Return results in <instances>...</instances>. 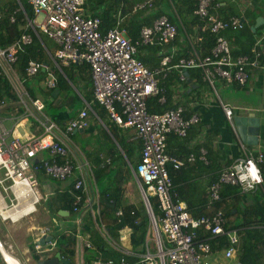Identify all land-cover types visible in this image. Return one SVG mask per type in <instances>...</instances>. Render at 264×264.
<instances>
[{
  "label": "built area",
  "instance_id": "1",
  "mask_svg": "<svg viewBox=\"0 0 264 264\" xmlns=\"http://www.w3.org/2000/svg\"><path fill=\"white\" fill-rule=\"evenodd\" d=\"M158 0H138L133 7V13H149L156 8ZM31 6L33 20L26 19L21 29L23 33L7 47H0V76L5 77L25 112L18 117L17 122L28 117L34 118L42 132L38 135L29 134L26 137L15 134L12 130L9 140L8 131L0 119V169L4 176L0 179V220L15 223L29 217L38 211V207L46 202L49 195L39 188L38 175L52 181L73 182V191L82 193L74 195L72 207L77 210L73 235L76 240L75 264H84L85 249H94L89 234L85 230L83 212L89 213L92 228L104 243V248L112 249L120 254L117 261L105 259L101 250L92 264H212L208 256L211 247L209 238L226 236L231 247L225 250V257L234 254L233 245L238 243L236 230L226 231V218L222 211H217L210 217H193L187 208L175 200L172 193L173 183L169 176L167 165L173 170L185 169L195 161L194 155L179 160L166 153V142L169 135L179 138L186 137L189 128L199 122L195 114L185 117V109L178 105L163 113H150L146 102L150 97L161 95L164 102L165 90L160 88V79L167 77L172 69L180 73V80L186 77L184 71L197 68L201 71L203 81L211 88L219 99L215 88L217 79L227 84L245 85L251 69L260 67L262 53L253 47L249 54L234 56L229 41L223 35L225 31H236L242 28L243 19L230 18L224 20L214 12L217 8L215 0H195L194 15L203 23V29H208L215 36L213 48L208 54L201 55L193 51L189 58L181 57L173 63L174 54L165 49L176 38L177 27L166 15L153 19L151 25L143 26L136 40L128 37L123 27V17L120 12L115 15L113 26L102 32L101 20L85 14L84 6L87 0H26ZM19 3V2H18ZM20 4V3H19ZM23 11L15 8L10 13L0 12V22L7 19L10 24L16 23V14ZM42 14L41 22L36 17ZM31 31L39 36L43 50L53 63L51 67L43 61H30L25 68L24 76L18 74L15 65L18 53L23 46L33 41ZM42 35L52 43L48 48L43 43ZM159 46L162 48L159 63L150 68L138 59L140 47ZM52 50V51H50ZM51 63V62H50ZM87 64L93 87L94 100L108 114L109 120L119 128L132 130L135 140L140 143V160L132 175L136 179L142 204L146 200L151 209L149 220L153 232L152 241L155 251H150L149 241L145 242V252L134 254L125 244H130L131 229L124 227L115 241L99 218V192L95 185H89L93 178L92 168L88 159L79 149L71 150L69 135L78 130L88 128L87 116L93 111L84 102L76 117L68 120L63 128L47 117L43 111L45 103L40 99H30L25 84L36 77L40 70L46 71L47 78L43 83L47 90L56 87L55 70L71 65ZM33 108L30 111L28 106ZM5 106L0 101V109ZM227 121L232 123V109L220 102ZM46 154L43 157L42 154ZM203 159L204 152L201 151ZM40 156V157H38ZM264 162L262 153L254 154L244 151V155L234 161L227 169L221 171L216 180L209 186L212 202L220 200V191L224 186L240 188L242 193H249L262 187L263 177L260 164ZM24 184L16 187V184ZM15 188V189H14ZM14 189V190H13ZM18 194L29 195L33 210L19 217L14 213L23 208L18 202ZM157 200V213L153 212L151 199ZM122 217L118 209L115 213ZM40 235L34 240V251L40 257L51 253L60 241L53 238L46 241L51 231L40 228ZM203 230L209 236L200 238ZM209 237V238H208ZM43 240V243L41 241ZM11 259L8 260L5 254ZM0 253L5 264H21L15 256L13 246L0 240ZM134 256L136 261L128 257Z\"/></svg>",
  "mask_w": 264,
  "mask_h": 264
},
{
  "label": "trees",
  "instance_id": "2",
  "mask_svg": "<svg viewBox=\"0 0 264 264\" xmlns=\"http://www.w3.org/2000/svg\"><path fill=\"white\" fill-rule=\"evenodd\" d=\"M112 3L111 5L103 9L102 12L99 14H92L90 12L89 7L93 8L94 11L101 6L102 0H87L84 11L86 15L92 17H98L101 20L100 30L105 32L109 28L113 26L115 21V15L120 12L121 15H125L126 13H133V7L137 3L136 0L132 2H128L129 0H110ZM168 2L170 5V9L168 12L164 9V3ZM222 0H215L218 4L215 10V14L224 20H228L230 18H238L243 19L245 21L246 17H249L250 20L255 21L258 16H264V0H241L244 4L241 6V11H238L236 0H223L225 1V5L221 6L220 2ZM20 3L14 2V6L17 9H20V5L23 8V11H19L16 14V23L10 24L7 19H2L0 22V47H7L10 45L14 39L18 38L22 33L23 26L26 22V19L32 21L33 20V12L31 6L26 2V0H18ZM136 2V3H135ZM11 4L12 2L9 1ZM4 3L0 2V8ZM159 7L156 9L154 18H157L161 15H166L170 22L177 27V35L180 31H182L186 38H187V45L186 48H179L178 47V56L174 57L173 63L177 62V60L181 57L189 58L192 55V52H198L201 55L208 54L210 50L213 48L215 42V36L209 32L208 29H203V23L199 20V18L194 15L195 10V0H158L157 4ZM13 8L12 6H10ZM9 7V8H10ZM163 8V9H161ZM154 9V10H155ZM153 10V11H154ZM4 11V10H3ZM13 11V10H12ZM2 12V10H0ZM11 11L4 12L5 14L10 13ZM3 13V12H2ZM137 13H144L145 12H137ZM150 13V12H149ZM242 13L243 15H240ZM136 14V13H134ZM143 14V15H144ZM140 24L143 21H138ZM145 25H131L130 27V34L132 35V40H136L138 37L139 30L143 26L151 25L150 22H146ZM152 23V22H151ZM245 26L243 22L242 27ZM263 26H260V29ZM33 36V41L30 45L23 46L22 50L18 53V60L15 65V68L21 76L25 74V68L27 67L30 61H43L48 63L51 66L50 58L46 54V52L41 47V42L39 36H36L28 27L27 29ZM249 30V29H248ZM127 31V30H126ZM250 32V31H249ZM251 33V32H250ZM176 35V38H177ZM175 38V39H176ZM192 38L195 39L192 41ZM44 43V42H43ZM176 40H174L167 48H171V45L175 44ZM150 50V54L147 56H143L142 52L145 50ZM162 48L159 46H147V47H140L138 53V59L141 60L147 67H154L156 66V59L155 56L160 55ZM236 53L241 55V51H236ZM244 53V52H243ZM246 53V52H245ZM250 53V52H249ZM248 53V54H249ZM235 56V55H234ZM60 70H55L56 74V87L51 90H47L45 87L42 89L40 86L41 82H45L47 78L46 71L40 70L39 74L30 79L25 84V89L30 99L40 98L39 94L43 97L42 100L45 103L44 110L47 107H52L57 109L55 115H52V119L61 124L64 120H70L76 117L77 113L80 109L76 112L67 113L68 109H72L74 103L81 99L83 102H86L90 105L91 110L93 111L95 117L98 120L103 121L106 120L107 124L105 123L106 132L103 131V134L107 138H111L115 145L113 149L109 150L108 152L98 151L97 153H93L92 151H85L84 156L88 158L90 161V165L92 168V174L94 178V182L96 187L99 191V218L101 223L105 226V228L110 233L111 237L117 241L119 238V231L122 230L124 227H129L131 229V234L129 237L131 251L134 254H142L145 252V242L146 240H151L153 237L152 229L149 225V218L145 211V208L142 202H139L137 206L132 205H125L124 200V193H125V186L128 180V177L132 178L131 173L127 169V163L132 165L133 168L139 163L140 156V143L135 140V135L129 133V129H121L116 124H113L108 117L107 111L99 105L93 97V87H92V80L90 75V69L87 64L82 65H71L69 67H61ZM188 72V77H186L183 81L180 80V73L175 70L168 73L167 77L164 79H160V88L165 90L164 94V102L160 101L161 95L150 97L146 102L147 111L150 113H163L167 110L172 108L171 97L174 91V88L177 84H181L185 91L189 87L190 83L188 80L195 79L196 83H204L201 71L197 68H189L186 70ZM82 81L87 91L83 90L82 88L77 87V82ZM75 87V89H74ZM74 89V91H73ZM57 90L60 94L64 95V99L61 100L60 103L54 105L53 102L57 99L58 96L54 95V91ZM0 101L9 102L7 105V110L9 112L17 114L16 116L23 115L25 110L21 106L19 99L15 95L12 90V87L9 81L0 76ZM53 101V102H52ZM83 104V103H82ZM65 106L66 110H62ZM178 106V105H176ZM84 107V104L81 108ZM170 107V108H169ZM176 107H173L174 109ZM66 111V112H65ZM93 113L89 112L87 116L88 125L89 119H95ZM185 116V115H184ZM186 117V116H185ZM187 118V117H186ZM56 123V124H57ZM57 124V125H58ZM26 132L32 133L37 128V134H40L42 130L39 128L37 121L32 118L28 117L26 120ZM59 126V125H58ZM60 127V126H59ZM89 127V126H88ZM63 128V127H60ZM85 131V130H83ZM72 137V134L69 135ZM176 137V136H175ZM168 139V138H167ZM91 148V147H90ZM94 148V145H93ZM95 152V150H94ZM102 153V154H101ZM166 153H167V142H166ZM100 155L104 154V157L101 159ZM167 155H169L167 153ZM172 158H177L174 156L169 155ZM197 156V155H196ZM46 154L44 153V156ZM189 155L185 156L186 159ZM104 159V160H103ZM109 160V162L106 161ZM179 160H183L182 158H178ZM133 162L135 163L133 165ZM169 176L173 183V177L171 171L179 172L184 170L183 168L180 170H173L170 165H167ZM186 169V168H185ZM260 170L263 177V184L262 187L264 188V162L260 164ZM40 174L38 175V179ZM70 184L67 188L62 189L60 187L61 183L59 181H55L56 189L49 195L46 202L49 205L48 210H46L42 205L41 208L44 210L46 216H49L48 221L45 222V225H42L41 228L45 227L49 229L52 233L53 238L60 239L58 246L59 251L62 254L69 264H75V246L76 240L73 235L74 230L71 233L62 234V227L58 223L57 218L61 216V212H66L68 214V218L71 220V226L73 227L72 221L75 220L78 212H82L81 207H77V210H74L72 207V203L74 201V195L80 194L83 198L82 193H76L73 191V182L69 181ZM258 189V188H257ZM256 190L243 193V194H253ZM222 190V189H221ZM172 193H175L172 188ZM221 193V191H220ZM242 193L240 188L226 186L224 188V193H222L221 197L227 196L232 194L236 197V202H233L232 207L235 208V204L239 205L240 203V196ZM220 197V199H221ZM235 199V198H234ZM177 201V199H175ZM220 201V200H219ZM253 203L247 206L246 209L243 210V223L238 228H244L241 240H238V243L233 245L232 247L238 249L240 252L239 264H262V260L264 262V189L261 193H257L252 198ZM151 207L153 212L157 213V200L152 198ZM217 203V202H216ZM242 205V203H240ZM250 207V208H249ZM225 208V202H219L216 208L209 210H205L201 212L199 216L193 217H210L215 214L217 211H222ZM121 209L123 212L122 217H117L115 215L116 211ZM227 216V213L222 211ZM213 213V214H212ZM229 213H232L230 211ZM249 213L254 215V217L250 216ZM238 215L237 213H232ZM57 217V218H56ZM84 217V224L85 230L89 234V238L91 243L94 246V249H85L83 254L84 264H92V261L97 258V251L101 250L100 252L103 253V257L105 259H113L114 261L117 260L118 254L112 250L104 248V243L100 239L99 235L96 231L92 228V220L90 218L89 213L83 212ZM61 219H63L61 217ZM227 220V218H226ZM55 223V224H52ZM224 226L226 231L229 230H237V228ZM62 225V224H61ZM74 229V228H73ZM240 230L237 232L239 233ZM207 236L209 234L207 233ZM226 237V236H225ZM218 236L214 239H210L207 242L209 243L211 250L219 251L220 249L225 247V250L230 246L227 237ZM152 241V240H151ZM217 241L218 245H215L214 242ZM153 242V241H152ZM150 243V242H149ZM150 251H155V245H149ZM242 247V249L240 248ZM28 249L30 251V255L34 261L39 259V256L34 251V244L29 243ZM130 261H136L137 258L134 256L128 257ZM1 261V260H0Z\"/></svg>",
  "mask_w": 264,
  "mask_h": 264
},
{
  "label": "crops",
  "instance_id": "3",
  "mask_svg": "<svg viewBox=\"0 0 264 264\" xmlns=\"http://www.w3.org/2000/svg\"><path fill=\"white\" fill-rule=\"evenodd\" d=\"M132 1L133 0H129L128 2L130 3ZM137 1L138 0H136V2ZM235 2L237 3L236 5L238 6V11H241V6L244 4V2H241V0H236ZM111 3L112 2L110 0H102V3H100L101 6H99L98 9L94 11L93 8L89 7V12L87 7V12L90 14H92V12H94L95 14H99L100 12H102L103 9L108 8ZM220 5L224 6L225 1L222 0L220 2ZM158 7L159 6L157 5L156 9ZM156 9L147 14L143 13L144 15L142 13H126L122 16V25L127 30V34L130 39H132V35L130 34L131 25H134L135 23H137V25H145L147 24L146 22H150L151 24ZM240 15L243 14L240 13ZM258 17H262L264 19L263 15ZM138 21L143 22H141L140 24ZM255 21H252L249 17H246L245 21L243 20V22L245 23L244 27L236 31L228 30L223 33V35L229 41L233 55H240L236 53V51H241V55L248 54L253 47H256L262 53L260 59V67L257 69L250 70L249 77L245 85L240 86L237 84H227L221 79H217L215 82V88L216 84H218L222 89L230 88L232 90V92L227 91L225 93V96L221 98L220 94H218V91L216 89L217 95L219 97L218 99L211 90V88L205 82L196 83L195 79H189L188 83H190V85L187 88V91L184 90L181 84H177L172 93V108L176 107V105H180L185 109L184 115L186 117H189L193 114L199 117V122L189 128L186 137L179 138L175 137L174 135H169L167 139V153L169 155L177 157L176 159H183L187 155H194L195 157V161L192 162L189 166H187L186 169L181 170L177 173L171 171L173 177V190L175 193V199H177L179 203H182L192 216H199V214H201V212H204L205 210L210 211L211 209L216 208L217 204L220 201L225 202V208L224 210H222L225 213H229L230 211H232V213H242L243 210L247 208V206L253 203L252 198L256 195V192L261 193L264 189L263 187H259L257 191L253 194L240 193V203H242V205L240 203L239 205L236 203L235 208L232 207L233 202H236L235 196L230 194L221 197L222 193H224V188L226 186L222 188L220 193L221 199L220 201H217V203L212 202L209 195L210 184L216 180L218 174L221 171L227 169L234 161L242 157L244 155V151H250L254 154L262 153L264 155V25H262L263 28L261 29L260 27L255 29ZM46 46L48 48H51V46ZM178 50V48H175L173 45H171L170 51L173 52L174 57L178 56ZM159 57L160 56L156 54V65L159 63ZM50 62L51 67H53L52 61ZM175 70L176 69H172L171 71ZM77 87L82 88L83 90H85V92L87 91L82 81L77 82ZM55 96L58 97L54 102L52 101L54 105H57L61 102L62 99H64V95H62V93L60 94L59 92H57ZM220 102L224 105L231 107L232 123L227 121V119L225 118L222 108L220 106ZM14 118H16V116H12V119ZM234 118L256 119L258 121L257 144L249 145L242 143L240 137L236 132V124L234 123ZM0 119L4 121V118L1 115ZM67 121L68 120L66 119L61 124H58L57 122L56 123L58 125H62L61 127H64ZM14 123L15 124H13L10 128L7 129L8 137L6 138V140H9L12 130L15 132V134L20 135L22 137L28 136L27 134L22 135V133L19 132V130L22 129L21 126L26 125V119L20 120L19 122H17L16 119ZM24 132L26 133V130H24ZM129 133L132 134L134 132L132 130H129ZM201 151L204 152L203 159L200 158V156L202 155ZM42 155L44 156V154ZM99 157L102 159L104 157V154H99ZM106 161L109 162V160L107 159ZM131 166L132 165L127 163V169L132 175L133 173L130 168ZM132 180L135 181V177L133 175ZM129 182L130 179L128 178L127 183ZM89 183L91 187H93L92 185L96 186L94 178L89 181ZM69 184L70 182L61 183L60 187L64 189L67 188ZM41 186L42 192H45L48 195H51L52 192L56 189V185L53 188V186L47 181L43 182ZM32 208L33 205L30 209ZM41 209V206H39L38 211ZM38 211L36 213H38ZM67 216L68 214L66 212L61 213L60 217H56L58 223L64 226H66L67 224H71V220ZM250 216L254 217V215L249 213V217ZM61 217L63 219H61ZM26 218H24L23 220H25ZM18 222H15V224ZM72 223V228L62 227V234H67L72 231L73 228H75V222L72 221ZM40 228L41 226L37 225L35 227L34 225L29 229V236L31 238L30 243L34 242V240H36V238L40 235ZM238 230H240V233L237 232L238 240H241L244 236V228H237L236 231ZM199 236L200 238H203L207 236V234L203 230H200ZM210 239L211 238H209L208 240ZM4 244L6 245L7 243L4 242ZM214 244L218 245V242L215 241ZM125 246L131 249L130 244H125ZM240 248L242 249V247ZM115 252L118 254V260L120 258V254L117 251ZM57 253L60 254L61 259L66 260L64 257H62V254L59 251V246H57L51 253H46L42 255L40 259L45 260L54 258ZM224 253V246L219 251L211 250V254L208 256L209 261L212 264H239L240 252H238L237 248L234 249V254L231 258H226ZM14 254L20 260L21 264H36L37 262L34 261L31 256H29L28 244L23 250L24 256H21L22 259L15 253V251ZM26 254L28 256H26ZM0 260L1 264H5L2 259L1 253ZM262 264H264L263 260Z\"/></svg>",
  "mask_w": 264,
  "mask_h": 264
},
{
  "label": "rangeland",
  "instance_id": "4",
  "mask_svg": "<svg viewBox=\"0 0 264 264\" xmlns=\"http://www.w3.org/2000/svg\"><path fill=\"white\" fill-rule=\"evenodd\" d=\"M9 1H11L12 3L10 4ZM0 2L4 3L2 5V8H0V10H2V12H7V11H12L16 8V6H14V2H16L18 4V0H0ZM10 6H12L13 8H11ZM10 7V8H9ZM163 9V8H162ZM164 9L168 12L170 9V5L168 4V2L165 1L164 3ZM4 10V11H3ZM1 12V13H2ZM171 13V12H170ZM264 14V13H263ZM43 19V15L39 14L36 17V21L37 22H41ZM42 40L45 43V45H48L49 47L52 46V44L48 41L49 39H47L45 36L42 35ZM176 43L173 44V46L175 48H186L187 45V38L185 36V34L180 31L179 34L177 35V38L175 39ZM192 41H194L195 43V39L192 38ZM41 47L43 48L42 44ZM168 50L170 51L171 48H168ZM52 51V50H50ZM150 50H145L144 52H142L143 56H147L148 54H150ZM41 88L43 89L45 86L43 84V82L40 83ZM216 89L218 91V94H220V97L223 98L225 96V93L227 91L232 92V90L230 88H225L222 89L218 84H216ZM74 91V89H73ZM40 99L42 100V96L41 94H39ZM43 101V100H42ZM83 100L79 99L77 100L72 109H68L67 113L70 112H77L79 109H81V107L83 106ZM9 104V102H5V106L3 108L0 109V115L4 118L3 121V127L5 129L10 128L14 123V121L17 119L19 116H16L17 114H15L12 112H9L7 110V105ZM22 106V104H21ZM23 107V106H22ZM46 107V106H45ZM28 108L30 109L31 112L34 113L33 108H31V106L29 105ZM66 110L65 106L63 107L62 110ZM57 112V109H54L52 107H47L45 108V110L43 111V113L52 119V115H55ZM66 112V111H65ZM12 116H16V118L12 119ZM95 117V116H94ZM96 118V117H95ZM89 127L87 129H85V131L83 132H75L72 134V137H69V144L71 146V150H75V149H79L82 154H85V151H92L93 153H97L98 151H102V152H108L109 150L113 149V146L115 145L114 141L111 138H107L104 134L103 131H107L106 127H105V123L107 124L106 120L100 121L96 118L89 119ZM60 127L62 125H59ZM22 129L19 130L20 133L23 134H35L38 135L37 133V129L35 131H33L32 133L30 132H24V130H26L27 125H23L21 126ZM27 131V130H26ZM94 145V148H93ZM91 147V148H90ZM95 150V152H94ZM135 163L133 162V165ZM4 170L0 169V179L3 178L4 176ZM130 179V182L127 183L126 186V192H125V196H124V200H125V205H132V206H137L139 204V202H141V198H140V194L138 191V186L137 183L132 180L131 177H128ZM47 181L48 183H50L53 188L56 185L54 182L50 179H48L47 177L44 176H39V188L42 190V186L41 184H43V182ZM136 183V184H135ZM90 185V183H89ZM137 187V188H136ZM46 210H48L49 205L48 202L47 203H42L41 204ZM29 209L32 207V204L27 206ZM28 210V209H26ZM25 210V211H26ZM24 212V210H20L14 213V217L20 216L22 215ZM227 226L228 227H233V228H238L240 227V225L243 223L244 219H243V215L240 212L238 215L232 214V213H227ZM49 216H46L45 212L43 209L39 210L38 213H34L33 215L27 217L25 220L20 221L18 223H10V222H2L0 220V240L4 243L6 242L7 244L10 243L13 245V250L15 251V253L21 258V256L23 255V250L24 248L27 246V244H29L31 242V238L29 236V229L31 227H33L35 225V227L45 225V222L48 221ZM52 224H55L52 222ZM72 224H67L66 226L64 225H60L61 227H66V228H72L71 226ZM240 233V232H239ZM153 238V237H152ZM151 238V240H152ZM151 240H148L150 242V245H153V242ZM26 256H28L26 254ZM29 256L30 255V251H29ZM22 259V258H21ZM1 264V261H0Z\"/></svg>",
  "mask_w": 264,
  "mask_h": 264
},
{
  "label": "water",
  "instance_id": "5",
  "mask_svg": "<svg viewBox=\"0 0 264 264\" xmlns=\"http://www.w3.org/2000/svg\"><path fill=\"white\" fill-rule=\"evenodd\" d=\"M262 25H264V19L262 17H258L255 21L254 28L257 29ZM184 75H185V77H188V72L184 71ZM188 82H189V80H188ZM57 92L58 91L55 90L54 95ZM234 123L236 124V127H235L236 132H237L238 136L240 137V140L242 141L243 144H249V145L257 144L258 121L256 119H247V118L246 119H242V118L237 119V118H234ZM75 132H77V131H75ZM78 132H83V131L78 130ZM135 181H136V179H135ZM143 201H145V203H143V206H144L145 211L147 213V216L150 220L152 217L151 209L148 206L146 200H143ZM61 213H63V212H61ZM51 239H52L51 236H47L45 240L49 241ZM42 243H43V240L41 241L40 244H42ZM36 264H69V262L61 259L60 254L57 253L54 258L40 260Z\"/></svg>",
  "mask_w": 264,
  "mask_h": 264
},
{
  "label": "bare ground",
  "instance_id": "6",
  "mask_svg": "<svg viewBox=\"0 0 264 264\" xmlns=\"http://www.w3.org/2000/svg\"><path fill=\"white\" fill-rule=\"evenodd\" d=\"M19 185H24L23 183L22 184H16V187H18ZM15 189V188H14ZM13 189V190H14ZM17 195H18V202H19V204L20 205H22V207L23 208H19L17 211H20V210H24V212H23V214H25V213H27V212H29V211H32L33 210V208L32 209H30L29 210V208L27 207V206H29V205H31L32 203H31V198H30V196L28 195H23V194H18V192H17ZM26 209H28V210H26ZM26 210V211H25ZM0 211H1V209H0ZM16 211V212H17ZM22 214V215H23ZM4 254H5V257H6V259H8V260H10L11 261V259L9 258V256L8 255H6V253L4 252Z\"/></svg>",
  "mask_w": 264,
  "mask_h": 264
},
{
  "label": "clouds",
  "instance_id": "7",
  "mask_svg": "<svg viewBox=\"0 0 264 264\" xmlns=\"http://www.w3.org/2000/svg\"><path fill=\"white\" fill-rule=\"evenodd\" d=\"M165 49H167V50H168V48H167V47H165ZM168 51H169V50H168ZM74 222H75V220H74ZM74 229H75V228H74ZM74 229H73V230H74ZM73 230H72V231H73ZM72 231H70L69 233H71ZM51 233H52V232H51ZM48 236H51V237H53V236H52V234H51V235H48ZM31 244H33V242H32ZM38 256H39V255H38ZM40 260H44V259H40V256H39V259L37 260V262H38V261H40ZM66 261H67V260H66ZM37 262H36V263H37Z\"/></svg>",
  "mask_w": 264,
  "mask_h": 264
}]
</instances>
